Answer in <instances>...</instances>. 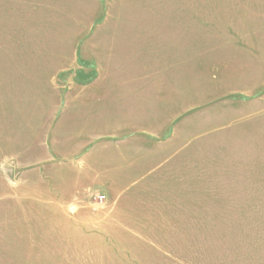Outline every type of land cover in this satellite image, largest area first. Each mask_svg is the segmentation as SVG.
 Here are the masks:
<instances>
[{"label": "rangeland", "instance_id": "1", "mask_svg": "<svg viewBox=\"0 0 264 264\" xmlns=\"http://www.w3.org/2000/svg\"><path fill=\"white\" fill-rule=\"evenodd\" d=\"M0 264H264V0H0Z\"/></svg>", "mask_w": 264, "mask_h": 264}, {"label": "crops", "instance_id": "2", "mask_svg": "<svg viewBox=\"0 0 264 264\" xmlns=\"http://www.w3.org/2000/svg\"><path fill=\"white\" fill-rule=\"evenodd\" d=\"M229 94H241V95H243V75H240L238 80L235 81L234 84L231 86V89L229 90ZM173 102H174V99H171V109H170L171 123H174V121H177V119H178V117H177L178 116V114H177V109H178L177 98H175V106H173ZM70 106H71V104L67 107V110H66L67 113L72 108ZM173 107H175V108H173ZM180 107L182 109L181 104H180ZM97 112H99V111L97 110ZM100 114H101V112H100ZM99 117L97 118V122H98ZM120 128H123V127L120 126ZM67 140L69 141V146L71 147V137H67ZM138 145L128 148V147L118 146V145L114 144L113 147L108 148L107 151H109L112 156H115V157H113L115 164H113L112 167H117L118 169L121 167L123 168V169L117 170V171L131 170L134 166L148 165V163H150L152 160H154L155 157H159V156L170 157L171 155H173L174 152H176L177 150L180 149L178 147L158 148V147H152V146L149 147V146H138ZM70 151H71V149L69 150V153H70ZM111 181H112V185H113V182L115 183V179L112 177ZM118 192L119 191H117V192L115 191L116 199L112 200L111 205L108 207V210H106L103 213L104 216H109L111 212H114L115 204L118 203L117 206H121L122 203L125 200H127L128 196L123 198L122 193L120 192V196H119ZM117 209H118V207H117ZM102 218L104 219V217H102ZM99 222H102V220H99Z\"/></svg>", "mask_w": 264, "mask_h": 264}, {"label": "built area", "instance_id": "3", "mask_svg": "<svg viewBox=\"0 0 264 264\" xmlns=\"http://www.w3.org/2000/svg\"><path fill=\"white\" fill-rule=\"evenodd\" d=\"M99 198V202L102 203V202H105V196L104 195H101L98 197Z\"/></svg>", "mask_w": 264, "mask_h": 264}]
</instances>
